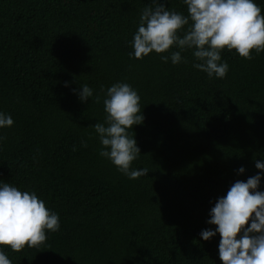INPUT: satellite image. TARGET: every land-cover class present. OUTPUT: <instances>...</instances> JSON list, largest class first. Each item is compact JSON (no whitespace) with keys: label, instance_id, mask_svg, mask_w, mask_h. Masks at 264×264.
Masks as SVG:
<instances>
[{"label":"trees","instance_id":"1","mask_svg":"<svg viewBox=\"0 0 264 264\" xmlns=\"http://www.w3.org/2000/svg\"><path fill=\"white\" fill-rule=\"evenodd\" d=\"M162 2L188 15L183 0ZM145 7L153 0H0V112L14 120L0 128V184L36 192L60 217L40 248L0 245L12 264H222L220 234L200 235L216 228L210 209L258 172L264 191V52L225 48L222 79L193 67V49L175 65L161 59L175 46L130 57ZM116 82L141 97L143 123L129 129L132 168L149 170L138 179L99 154L93 125Z\"/></svg>","mask_w":264,"mask_h":264},{"label":"clouds","instance_id":"2","mask_svg":"<svg viewBox=\"0 0 264 264\" xmlns=\"http://www.w3.org/2000/svg\"><path fill=\"white\" fill-rule=\"evenodd\" d=\"M183 2L187 16L169 10L162 0H153L155 7L144 8L131 42L134 51L129 53L130 57L143 59L153 51L162 54L175 46L180 51L171 52L170 57L161 56L163 62L171 59L175 65L186 62L182 51L193 49V56L199 61L193 67L206 72L209 78L222 79L229 71L227 62H221L225 48L235 50L246 60L253 59V52L257 55L264 52V15L254 0ZM78 96L86 102L93 96V89L84 84ZM100 99L97 95L95 102L99 103ZM140 100L130 84H112L103 100L105 123L93 125L102 145L99 154L129 179H138L149 172L147 168H132L140 148L129 129L143 123ZM13 124L11 115L0 112V128ZM4 139L0 137V141ZM82 145L87 147L86 142L82 141ZM255 167L264 170V162L257 160ZM244 171L243 167L238 169L240 173ZM260 180L258 172L246 181H235L210 209L207 223L216 228L202 230L200 235L207 241L220 234L218 251L222 264H264V191L258 190ZM59 228V214L47 208L36 192L21 191L9 183L0 184V245L9 246L13 252L22 251L25 246L40 248L47 240V233ZM0 264H12L3 251H0Z\"/></svg>","mask_w":264,"mask_h":264}]
</instances>
